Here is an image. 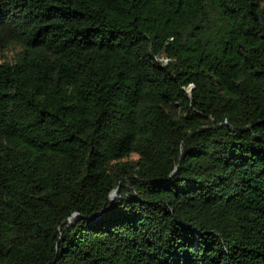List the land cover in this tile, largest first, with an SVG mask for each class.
<instances>
[{
	"label": "trees",
	"instance_id": "16d2710c",
	"mask_svg": "<svg viewBox=\"0 0 264 264\" xmlns=\"http://www.w3.org/2000/svg\"><path fill=\"white\" fill-rule=\"evenodd\" d=\"M0 264H264V0H0Z\"/></svg>",
	"mask_w": 264,
	"mask_h": 264
},
{
	"label": "built area",
	"instance_id": "2783aa9c",
	"mask_svg": "<svg viewBox=\"0 0 264 264\" xmlns=\"http://www.w3.org/2000/svg\"><path fill=\"white\" fill-rule=\"evenodd\" d=\"M157 61H161V62H165L166 63L168 61V59L166 57L162 56V57H158Z\"/></svg>",
	"mask_w": 264,
	"mask_h": 264
},
{
	"label": "rangeland",
	"instance_id": "374dc122",
	"mask_svg": "<svg viewBox=\"0 0 264 264\" xmlns=\"http://www.w3.org/2000/svg\"><path fill=\"white\" fill-rule=\"evenodd\" d=\"M8 57H10V55H8ZM116 195L117 193L116 194L114 193L113 195L110 196V198H114Z\"/></svg>",
	"mask_w": 264,
	"mask_h": 264
},
{
	"label": "water",
	"instance_id": "95a60500",
	"mask_svg": "<svg viewBox=\"0 0 264 264\" xmlns=\"http://www.w3.org/2000/svg\"><path fill=\"white\" fill-rule=\"evenodd\" d=\"M117 190H118V189L114 190V191L111 193V195H113L114 193L116 194V193H117Z\"/></svg>",
	"mask_w": 264,
	"mask_h": 264
}]
</instances>
